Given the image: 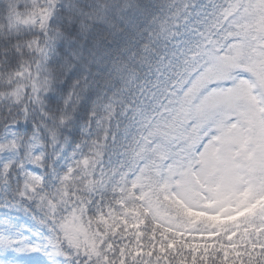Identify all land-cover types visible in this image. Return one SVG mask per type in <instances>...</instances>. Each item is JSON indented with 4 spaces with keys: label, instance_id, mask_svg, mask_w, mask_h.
<instances>
[{
    "label": "snow or ice",
    "instance_id": "6c2138e0",
    "mask_svg": "<svg viewBox=\"0 0 264 264\" xmlns=\"http://www.w3.org/2000/svg\"><path fill=\"white\" fill-rule=\"evenodd\" d=\"M0 264H264V0H0Z\"/></svg>",
    "mask_w": 264,
    "mask_h": 264
}]
</instances>
